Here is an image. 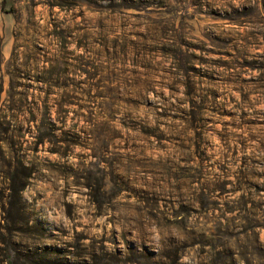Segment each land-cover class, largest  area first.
<instances>
[{
	"label": "rangeland",
	"instance_id": "obj_1",
	"mask_svg": "<svg viewBox=\"0 0 264 264\" xmlns=\"http://www.w3.org/2000/svg\"><path fill=\"white\" fill-rule=\"evenodd\" d=\"M0 264H264V0H0Z\"/></svg>",
	"mask_w": 264,
	"mask_h": 264
}]
</instances>
